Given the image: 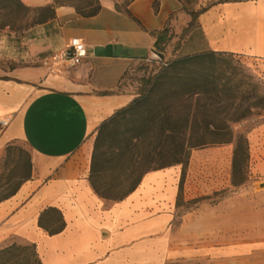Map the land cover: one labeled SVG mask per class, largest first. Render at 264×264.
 <instances>
[{"label":"crops","instance_id":"crops-1","mask_svg":"<svg viewBox=\"0 0 264 264\" xmlns=\"http://www.w3.org/2000/svg\"><path fill=\"white\" fill-rule=\"evenodd\" d=\"M14 1L40 18L19 31L0 30V147L21 139L31 164L30 179L0 202V248L34 244L42 264H142V226L128 227L120 217L141 183L116 203L94 193L88 181L94 134L133 100L119 86L135 64L154 58L157 32L177 18L189 22L188 15L178 0ZM93 7L94 15L82 14ZM198 29L210 50L242 56L264 72V0L216 4L199 16ZM73 38L87 45V56L74 65L55 62ZM48 207L66 223L53 236L37 224ZM243 215L240 225L220 228L247 231V249L264 253V219ZM230 236L215 234L204 246L232 243ZM247 258L237 263L264 264V254Z\"/></svg>","mask_w":264,"mask_h":264},{"label":"rangeland","instance_id":"rangeland-1","mask_svg":"<svg viewBox=\"0 0 264 264\" xmlns=\"http://www.w3.org/2000/svg\"><path fill=\"white\" fill-rule=\"evenodd\" d=\"M71 1L82 5L90 2ZM119 1L124 5L131 0ZM222 1L225 0H181V5L188 11H197ZM39 18L12 0H0V30L8 26L19 31ZM198 18L196 26L187 31L184 30L188 22L183 24L182 18L168 22V37L161 52L164 60L154 56L150 61L135 64L122 78L119 90L135 97L142 80L155 74L161 64L210 51L198 29ZM233 60L232 68H223L232 85L238 87L237 102L243 104L248 98L258 103L257 107L245 118L229 123L230 138L188 146L181 164L146 174L136 195L121 210V221L128 227L142 226V231H137L143 240L142 264H238L253 254L251 260L261 259L264 254L257 248L247 249V231L225 232L220 228L222 224L245 222L243 214L247 211L254 213L256 223L264 219V72L242 56L233 54ZM95 135L96 132L94 139ZM237 140L243 142L245 161L232 167ZM30 176V151L26 144L18 138L1 146L0 202L11 197ZM152 176L156 177L151 179ZM257 184L263 186L256 188ZM215 234L223 235V239L231 234L233 241L222 239L205 247L204 240L215 238ZM259 240L262 242V235Z\"/></svg>","mask_w":264,"mask_h":264},{"label":"trees","instance_id":"trees-1","mask_svg":"<svg viewBox=\"0 0 264 264\" xmlns=\"http://www.w3.org/2000/svg\"><path fill=\"white\" fill-rule=\"evenodd\" d=\"M213 5L197 11L181 5L190 17L184 31L195 27L198 16ZM97 9L82 14L94 15ZM167 23L156 34L158 53L163 52L168 37ZM233 63L232 53L210 50L161 64L155 74L144 78L133 100L96 130L88 176L94 193L106 203L120 202L147 173L181 164L188 146L230 138L229 123L245 118L258 105L248 98L243 104L237 102L238 87L223 68L230 69ZM239 161H245L242 140L235 143L232 167ZM37 224L49 236L66 227L61 212L53 207L42 210ZM0 264L42 262L34 244L13 242L0 248Z\"/></svg>","mask_w":264,"mask_h":264},{"label":"built area","instance_id":"built-area-1","mask_svg":"<svg viewBox=\"0 0 264 264\" xmlns=\"http://www.w3.org/2000/svg\"><path fill=\"white\" fill-rule=\"evenodd\" d=\"M87 56V45L78 38L70 40L68 46L54 55L53 60L58 63L74 65L79 60ZM5 121H0V126H4Z\"/></svg>","mask_w":264,"mask_h":264},{"label":"water","instance_id":"water-1","mask_svg":"<svg viewBox=\"0 0 264 264\" xmlns=\"http://www.w3.org/2000/svg\"><path fill=\"white\" fill-rule=\"evenodd\" d=\"M154 56H157L160 60H164L163 54L158 53L157 51L154 52ZM263 184H257L255 185L256 188H261Z\"/></svg>","mask_w":264,"mask_h":264},{"label":"bare ground","instance_id":"bare-ground-1","mask_svg":"<svg viewBox=\"0 0 264 264\" xmlns=\"http://www.w3.org/2000/svg\"><path fill=\"white\" fill-rule=\"evenodd\" d=\"M155 178V176H152L151 179Z\"/></svg>","mask_w":264,"mask_h":264}]
</instances>
